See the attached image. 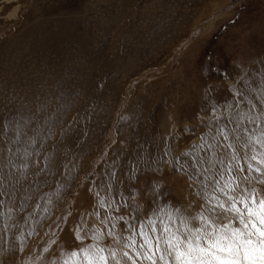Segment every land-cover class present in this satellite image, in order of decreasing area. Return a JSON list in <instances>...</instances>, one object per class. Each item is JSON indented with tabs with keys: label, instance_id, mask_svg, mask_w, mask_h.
<instances>
[{
	"label": "rangeland",
	"instance_id": "1",
	"mask_svg": "<svg viewBox=\"0 0 264 264\" xmlns=\"http://www.w3.org/2000/svg\"><path fill=\"white\" fill-rule=\"evenodd\" d=\"M262 111L264 0H0V173L29 137L39 151L3 197L16 211L0 206V264H62L77 226L104 227L98 191L112 216L196 215L184 153Z\"/></svg>",
	"mask_w": 264,
	"mask_h": 264
},
{
	"label": "snow or ice",
	"instance_id": "2",
	"mask_svg": "<svg viewBox=\"0 0 264 264\" xmlns=\"http://www.w3.org/2000/svg\"><path fill=\"white\" fill-rule=\"evenodd\" d=\"M244 118L256 127H244L240 120L231 129L219 125L211 143L202 137L195 155L184 153L193 157L189 179L195 182L196 195L203 200L196 215L164 205L142 219L135 215L112 216V210H120L119 203L98 191L99 207L108 212L100 219L104 227L93 225L84 230L77 226L73 239L82 246L70 248L62 264H264V111L259 115L245 113ZM13 130L16 136L12 143L19 144L21 135L27 134L19 126ZM26 143L22 150L9 149L10 170L0 173V206L7 208V219L16 209L3 197L13 201L16 185L26 179L30 166L38 163L32 157L39 151H29L37 143L36 138L29 137ZM205 151H210L207 158L200 156ZM48 159L45 157V161ZM187 165V161L177 158L178 170H186ZM108 187L110 190L111 183ZM158 189L156 186L154 190ZM120 222L125 227L117 232ZM55 235L45 244L54 246ZM107 238L111 243H105ZM86 240L90 242L85 244ZM48 250L47 246L42 248Z\"/></svg>",
	"mask_w": 264,
	"mask_h": 264
}]
</instances>
